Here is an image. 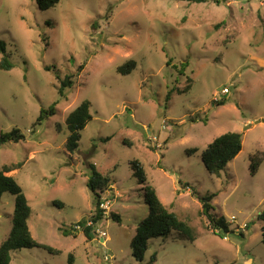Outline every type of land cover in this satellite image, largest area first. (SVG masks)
Masks as SVG:
<instances>
[{
    "label": "rangeland",
    "instance_id": "374dc122",
    "mask_svg": "<svg viewBox=\"0 0 264 264\" xmlns=\"http://www.w3.org/2000/svg\"><path fill=\"white\" fill-rule=\"evenodd\" d=\"M0 39L14 63L0 69V132L25 135L0 145V169L19 166L31 234L58 250L18 249L11 264H264V0H61L46 10L36 0H0ZM130 59L136 67L119 73ZM66 75L73 86L61 97ZM84 100L92 119L69 153L65 118ZM55 101L56 114L34 126ZM229 131L241 133L242 150L211 174L202 153ZM134 161L193 238L153 237L142 262L130 242L149 209ZM91 165L108 177L100 199L110 203L87 239L74 228L95 213ZM191 189L216 193L211 211L232 232L209 226ZM14 208L4 192L0 244Z\"/></svg>",
    "mask_w": 264,
    "mask_h": 264
},
{
    "label": "trees",
    "instance_id": "16d2710c",
    "mask_svg": "<svg viewBox=\"0 0 264 264\" xmlns=\"http://www.w3.org/2000/svg\"><path fill=\"white\" fill-rule=\"evenodd\" d=\"M61 0H36L40 9L46 10L54 7ZM188 2H203L204 0H184ZM0 53L2 59L0 61V69H12L14 63L9 60L6 50V45L0 39ZM82 65L80 66V68ZM136 67V61L133 59L127 60L117 67V71L121 74H129ZM59 78V76H58ZM73 86L72 75H66L60 80L58 87V94L61 97L65 96L67 88ZM169 97V96H168ZM57 101L52 103L48 108H41L40 113L36 119V125H40L44 119L56 114ZM224 103V102H221ZM92 119L90 113V102L88 100L82 101L77 107L71 110L65 118V123L68 129V136L65 141V148L69 153H74L78 149L79 141L81 139V131ZM25 139V135L19 128H12L6 132H0V145L9 142H19ZM242 150V135L239 132H226L215 137L204 149L202 159L208 172L211 174H220L227 165L240 153ZM92 175L87 181L88 189L92 192L94 197L95 213L90 220H80L76 223L80 230L84 233L87 239H92L94 231V224L101 220L103 210L100 207L101 193L109 184V179L98 171L94 165H91ZM252 174L255 173L256 166L252 164ZM133 175L140 183H144L145 201L148 206V215L142 219L136 229L135 235L132 237L130 246L133 258L142 262L148 248V241L153 237L165 236L171 231H178L182 234L188 235L192 238V228L184 220H181L178 215L170 211L160 200L155 188L147 182L145 171L142 165L134 161L132 163ZM19 166L9 167L3 165L0 169V198L4 192H9L14 196L15 208L12 216V228L9 236L0 244V264H11L12 252L22 248H40L49 253L56 254L57 249L37 242L29 229L28 219L31 214V207L28 203L22 187L18 183L15 173ZM192 193L196 195L201 203V213L207 218L209 226L218 234H228L232 232L230 223L224 215H215L211 210L212 200L216 193H208L200 195L194 189ZM112 218L119 220L118 214H111ZM257 218L261 221V235L262 243L264 244V209H262ZM91 224H87V222ZM75 230V229H74ZM66 233V230H64Z\"/></svg>",
    "mask_w": 264,
    "mask_h": 264
},
{
    "label": "built area",
    "instance_id": "2783aa9c",
    "mask_svg": "<svg viewBox=\"0 0 264 264\" xmlns=\"http://www.w3.org/2000/svg\"><path fill=\"white\" fill-rule=\"evenodd\" d=\"M228 92H229V89L226 88V87L221 90L222 94H226ZM109 203H110V201L107 200V197L106 198H102L101 203H100V207L102 208L103 213L108 209ZM87 224H91V222L89 221V222H87ZM74 229H80L79 225L75 224V228ZM99 235H101L103 237V236L106 235V233L103 230H99ZM102 241H104L103 238H102Z\"/></svg>",
    "mask_w": 264,
    "mask_h": 264
},
{
    "label": "crops",
    "instance_id": "0c3cea01",
    "mask_svg": "<svg viewBox=\"0 0 264 264\" xmlns=\"http://www.w3.org/2000/svg\"><path fill=\"white\" fill-rule=\"evenodd\" d=\"M102 241V240H101Z\"/></svg>",
    "mask_w": 264,
    "mask_h": 264
}]
</instances>
